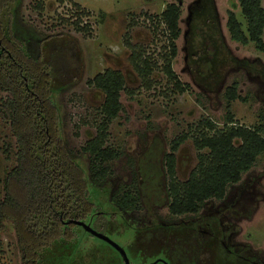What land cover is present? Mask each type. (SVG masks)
<instances>
[{"label":"rangeland","instance_id":"374dc122","mask_svg":"<svg viewBox=\"0 0 264 264\" xmlns=\"http://www.w3.org/2000/svg\"><path fill=\"white\" fill-rule=\"evenodd\" d=\"M179 3L180 35L172 70L188 87L184 92L175 90L158 69L151 76L152 88L146 89L129 63L130 50L124 40L144 48L160 65L157 54L164 45L163 26L154 33L148 17L159 16L166 5ZM37 4L42 12L34 9ZM261 6L264 9V0ZM12 10L14 33L30 54L36 56L38 40L48 36L63 45L72 67L67 74L74 77L53 91L52 100L59 109L61 143L73 155L94 137L99 120L102 94L87 81L105 69H114L122 73L126 90L132 92L121 94L122 111L108 128L107 145L120 152L111 164L112 174L102 185L89 187L90 201L106 218L100 219L99 228L104 223V235L127 254L128 262L264 264V153L238 183L227 187L223 200L206 202L196 216L171 217L164 199L162 161L171 140L191 134L206 120L221 129L227 112L239 125L264 126V54L251 42H233L226 28L227 13L232 12L245 32L238 1L15 0ZM76 21L88 26V32H76L72 25ZM261 38L264 42V31ZM233 83L239 98L227 103L224 92ZM149 152L160 172V192L157 197L141 195L138 212L121 211L112 196L137 178L139 161ZM196 155L190 139L180 146L176 153L179 181L195 167ZM76 160L87 172V158ZM14 165V141L0 121V180ZM91 220L83 223L92 229ZM73 232L75 244L54 245L44 258L65 257L57 264H121V255L112 245L88 235L80 226ZM0 239V264H25L11 222H4Z\"/></svg>","mask_w":264,"mask_h":264},{"label":"trees","instance_id":"16d2710c","mask_svg":"<svg viewBox=\"0 0 264 264\" xmlns=\"http://www.w3.org/2000/svg\"><path fill=\"white\" fill-rule=\"evenodd\" d=\"M237 1L246 29L243 32L235 15L228 12L226 28L230 39L241 45L251 42L264 54L261 0ZM14 3L15 0H0V94H4L0 97V121L7 125L14 141L15 159V165L0 180V235L4 222H11L25 264H57L65 257L44 256L47 252L52 253L54 245L77 242L74 222L92 219L93 232L107 238L104 223L101 229L98 225L102 223L100 219L106 218L90 201L89 187L102 185L112 174L111 164L119 158L120 152L107 145L108 128L122 111L121 94L132 92L126 90L122 73L114 69H105L88 80L87 85L102 94L95 135L84 143L76 156L66 150L59 135V109L52 95L54 90L74 77V74H67L72 67L64 56L62 43L53 42L50 36L38 40L36 56L30 54L14 33ZM34 9L43 11L40 4ZM180 14V5L169 4L159 16L148 17L154 33L160 25L163 26L160 34L164 37V45L157 54L160 65L158 60L145 54L144 48L124 40L130 50L129 63L146 89L152 88L151 76L158 69L175 90L184 92L188 87L180 83L172 70V61L177 55L175 42L180 35ZM78 23L72 24L74 30L87 33L88 26H79ZM224 98L227 103L239 98L235 83L225 89ZM263 133V125H239L227 112L223 128L218 129L213 122L206 120L197 124L191 134L185 133L171 140L162 161L166 178L164 199L169 215L196 216L206 202L223 200L227 187L238 183L242 174L249 171L264 153ZM188 139L197 152V162L181 182L176 176V153ZM78 156L87 158V172L77 163ZM153 156L151 152L147 153L139 161L137 178L127 187H120L112 196V203L119 210L138 212L141 195L158 196L160 172ZM121 261L124 264L122 256Z\"/></svg>","mask_w":264,"mask_h":264},{"label":"water","instance_id":"95a60500","mask_svg":"<svg viewBox=\"0 0 264 264\" xmlns=\"http://www.w3.org/2000/svg\"><path fill=\"white\" fill-rule=\"evenodd\" d=\"M179 5H180V3H179ZM74 224H75L76 226H80V227H82L86 232H88L89 234L93 235L94 237L99 238V239H101V240H104V241L109 242L110 244H112V243H111L107 238H105L104 236L99 235V234H97V233H94L93 230H92L88 225L84 224L83 222H74ZM112 245H113V244H112ZM113 246H114V248H115L116 250L119 249L116 245H113ZM119 253H120V255L122 256V258H123V260H124V264H129L125 252H124L123 250L119 249Z\"/></svg>","mask_w":264,"mask_h":264}]
</instances>
